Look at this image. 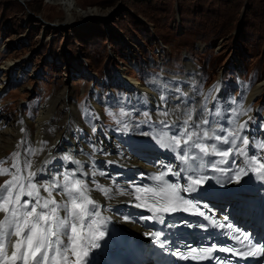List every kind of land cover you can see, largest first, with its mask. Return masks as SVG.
Instances as JSON below:
<instances>
[{
    "label": "rangeland",
    "instance_id": "374dc122",
    "mask_svg": "<svg viewBox=\"0 0 264 264\" xmlns=\"http://www.w3.org/2000/svg\"><path fill=\"white\" fill-rule=\"evenodd\" d=\"M77 1L81 9H96L98 15L66 22L62 11L46 0H0V118L7 119L5 125L26 115L28 135L33 133L40 106L63 92H68L78 121L72 127L80 130L98 113L99 125H117L108 111L119 119L121 108L132 111L131 120L138 113L142 120V111L154 109L133 103L137 90L126 87L119 76L145 87L160 78L186 81L194 98L176 101L178 106L188 103L174 112L182 113L192 103L193 118L198 117L196 105L206 115L204 97L215 83L220 101L234 108L245 104L264 80V0ZM6 64L11 66L8 73ZM258 91L249 108L252 116L264 119V85ZM93 93L99 111L92 106ZM55 107L56 121L49 117L45 135L58 129Z\"/></svg>",
    "mask_w": 264,
    "mask_h": 264
},
{
    "label": "snow or ice",
    "instance_id": "6c2138e0",
    "mask_svg": "<svg viewBox=\"0 0 264 264\" xmlns=\"http://www.w3.org/2000/svg\"><path fill=\"white\" fill-rule=\"evenodd\" d=\"M159 99L160 103L153 111L140 113L144 117L143 123L149 124L155 131L153 138L175 157L167 162L160 159L156 161L159 168L163 169L152 177L159 185L156 188L134 186L135 181H132L128 186L130 191L121 190L117 182L119 173L109 175L104 171L97 173L95 166L85 168L71 150L62 154V163L58 169L49 167L52 161H45L41 167L32 170L29 159L22 161L21 153L12 154L10 167H0V176L10 177L0 184V264H90L93 250L101 247L99 241L106 236L108 222V218L102 215L100 201L94 199L91 192L99 191L106 198H111L114 190L121 196L131 197L130 206L151 213L150 216L141 217L143 220L172 227L174 225L164 219L165 215L180 212L198 215L208 223H180L190 228L200 227L205 231L211 225L222 230V236L230 238L231 242L227 245L211 243L206 247H194L185 244L184 249L187 252L179 247L171 249V255L178 259H211L228 264L223 256L213 255L215 251L230 254L232 257H264V241H254V234L238 229L229 221L227 215L223 217L224 222H221L207 203L192 195L199 193L208 180L217 179L208 175L209 172L224 176L230 183L239 184L249 174L264 181V155H261L264 152V140L250 134L249 120L252 117L248 113L251 109L237 104L236 108L231 109L232 115L227 126L218 119H209L213 116L211 112L194 120L190 108L169 122L175 106L170 104L163 92ZM84 111L87 114L88 110ZM108 115L119 127L127 128L132 111L121 108L117 114L119 119L111 111H108ZM215 115H220L219 108ZM242 116H248V119L241 120ZM252 122L255 123L254 120ZM18 123L22 125L23 119ZM258 130L264 131V121L260 122ZM20 132L24 133L26 129L22 127ZM92 132H97L95 125L92 126ZM19 143L26 142L21 140ZM102 143L101 139L100 144ZM44 144L46 146V142ZM90 147L93 155L97 152L108 154L97 144ZM250 147L254 150L252 154ZM29 152L32 149L26 147L25 154ZM7 161L8 158H5L4 162ZM106 163L112 165L117 162L109 160ZM68 164L75 167L68 169ZM46 170L49 179L39 180L37 177ZM97 174L108 177L112 186L102 185L94 178L84 179ZM166 176L183 180L184 184L169 183ZM145 193L152 194L150 203L141 202L147 200L142 195ZM150 235L160 242L161 247H166L160 240L163 236L162 230ZM237 244L240 245L239 248ZM259 264H264V260H259Z\"/></svg>",
    "mask_w": 264,
    "mask_h": 264
},
{
    "label": "bare ground",
    "instance_id": "6f19581e",
    "mask_svg": "<svg viewBox=\"0 0 264 264\" xmlns=\"http://www.w3.org/2000/svg\"><path fill=\"white\" fill-rule=\"evenodd\" d=\"M46 1L48 5H54L62 11V13L65 15L66 22L73 21L77 18L82 19V18H87L88 16L91 15L92 16L98 15L96 9H91V8H89L88 10L81 9L77 0H46ZM21 67L24 66L22 65ZM10 70H11L10 64L8 65L6 64L4 66V71L8 73V71ZM119 78L122 80V82H125L126 87H128L130 90L132 91L137 90L136 91L137 93H135V95H132L133 97L131 96V100L133 103H135L140 107H143L144 105H148V106L150 105L152 109H155L157 105L160 103L159 97L161 92H163L168 97L170 103H174L179 100L183 101L188 97L194 98L190 93L192 90L189 92L187 91L189 88L185 87L187 86V82L184 80L177 79L175 77H172L170 80L167 81H164L160 78L156 80V84L152 83L148 87L142 86L137 82H132V80L130 81L123 79V77L121 76H119ZM218 79L219 78H217V80ZM263 85H264V80L260 83V86H257L252 90V93L246 99L245 104L242 105L243 108L245 109L249 108V104L251 103L253 96H255L256 94H258V92H260L258 90ZM1 89L2 86L0 85V90ZM220 91L221 89L219 83H215L204 97L205 114L207 115L209 112L213 113V116H210L209 118L216 116L215 113L220 104V99H221ZM66 97H68V92H63L58 99H55L50 102H44V104L40 106L39 115L35 120V128H34L35 131H33V133H30L29 135H28L29 122L26 115H22V114L19 115L17 121L13 124L0 126V155L4 154L2 153V151L4 150L9 151L11 148L18 149L17 142H20L19 139L23 137L24 134L20 132V128L22 127L26 129L25 132L26 139L32 143V147L30 148L35 153L33 154L34 156L31 155L30 157L32 162V169L36 165H39L41 161L47 160V158H49L50 156H57L58 152L60 154H63L65 151H69V150L72 151L75 149V147H77L79 143H82L85 138H87L88 136L92 137L94 135L92 133V126L95 125L97 127L96 121L101 119L99 113L96 112L98 113L97 114L98 120L92 119L91 121L89 120L88 122H85V129H83V131H80V128H78L79 126L72 127V124L76 123L77 125L78 121L75 120L74 113H72L73 108L67 102L68 98ZM63 99H65L64 102ZM90 99L92 100L93 103L92 106H94V109L99 111L96 104L97 98L94 93ZM60 101L62 104L59 107H57V105L55 107L56 102H60ZM221 104L223 103L221 102ZM54 107L56 114L58 113L57 115H59L58 118L59 121L57 120L58 123L55 124L56 127H58V129L57 130L52 129V134L49 132L51 135H45L43 129H45V127L48 126L47 122L51 119L49 117L52 116V110L54 109ZM249 115H251V112L248 113V116ZM248 116H242L240 117V119L244 120ZM21 119H23L24 121L22 125L18 123V121H20ZM53 119H55V117H53ZM171 120L172 119H170L169 121ZM66 121L68 123H66ZM45 123L47 124L46 126L44 125ZM123 134H117V136L119 137L122 143V149L125 151V153H129V155L131 156L130 161L139 166L148 167L147 165L151 163V161H149V156L154 158L157 155V148L149 147L145 142H132L131 139L123 138L120 136ZM45 140H47L48 142ZM44 142H46V146ZM41 148H43L44 150L40 151ZM144 149L147 150L143 152ZM116 211H118V208H116Z\"/></svg>",
    "mask_w": 264,
    "mask_h": 264
}]
</instances>
